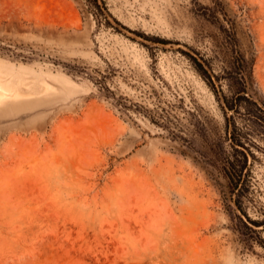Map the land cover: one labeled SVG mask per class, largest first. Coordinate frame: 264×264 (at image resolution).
Returning <instances> with one entry per match:
<instances>
[{"label": "rangeland", "instance_id": "1", "mask_svg": "<svg viewBox=\"0 0 264 264\" xmlns=\"http://www.w3.org/2000/svg\"><path fill=\"white\" fill-rule=\"evenodd\" d=\"M242 78L264 108V0H0V264H264V131L241 208L215 159Z\"/></svg>", "mask_w": 264, "mask_h": 264}, {"label": "trees", "instance_id": "2", "mask_svg": "<svg viewBox=\"0 0 264 264\" xmlns=\"http://www.w3.org/2000/svg\"><path fill=\"white\" fill-rule=\"evenodd\" d=\"M200 70L206 74L214 90L218 94V90L214 85L211 74H208L203 65L195 59ZM243 79V88L235 93L229 100L224 94L222 108L225 113V129L227 132V140L229 141V149L218 150L215 152V159L219 160L220 170L226 178L227 186L230 192V201H233L238 208H241L251 179L250 164L248 163V138L249 131H264V108L254 101L249 92L246 90L245 79ZM244 109V124L239 126L236 118L229 113L238 108ZM245 129V130H244ZM255 225H259L258 221H253Z\"/></svg>", "mask_w": 264, "mask_h": 264}, {"label": "bare ground", "instance_id": "3", "mask_svg": "<svg viewBox=\"0 0 264 264\" xmlns=\"http://www.w3.org/2000/svg\"><path fill=\"white\" fill-rule=\"evenodd\" d=\"M0 88H3V85L1 84V82H0ZM0 97H2L1 93H0Z\"/></svg>", "mask_w": 264, "mask_h": 264}, {"label": "water", "instance_id": "4", "mask_svg": "<svg viewBox=\"0 0 264 264\" xmlns=\"http://www.w3.org/2000/svg\"><path fill=\"white\" fill-rule=\"evenodd\" d=\"M220 97H221V100L223 101V95L222 94H220Z\"/></svg>", "mask_w": 264, "mask_h": 264}]
</instances>
